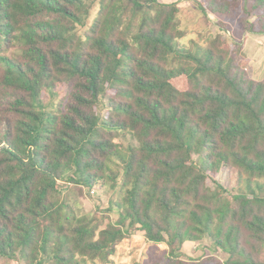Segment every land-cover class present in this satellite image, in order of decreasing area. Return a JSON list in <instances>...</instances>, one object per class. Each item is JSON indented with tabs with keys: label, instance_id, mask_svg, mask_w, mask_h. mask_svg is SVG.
<instances>
[{
	"label": "trees",
	"instance_id": "obj_1",
	"mask_svg": "<svg viewBox=\"0 0 264 264\" xmlns=\"http://www.w3.org/2000/svg\"><path fill=\"white\" fill-rule=\"evenodd\" d=\"M194 1L264 34V0ZM179 11L0 0V258L115 264L142 231L166 245L156 264H204L187 241L223 251L219 264H264V80L246 70L244 38L181 44ZM224 167L236 169L235 190L216 177ZM101 187L115 197L79 214L69 192Z\"/></svg>",
	"mask_w": 264,
	"mask_h": 264
},
{
	"label": "rangeland",
	"instance_id": "obj_2",
	"mask_svg": "<svg viewBox=\"0 0 264 264\" xmlns=\"http://www.w3.org/2000/svg\"><path fill=\"white\" fill-rule=\"evenodd\" d=\"M165 3L177 2L179 6L178 21L184 33L181 38V44L188 45L191 39L203 41L205 38L220 34L226 43L230 44L232 39L244 38L243 59L248 74L256 80H264V34H247L242 31L238 18L228 19L221 14L208 13L204 15L201 5L194 0H161ZM98 6L92 9V18L96 15ZM133 16L138 23L142 14H127L126 22ZM253 19V18H252ZM225 23V24H224ZM174 84L183 89L186 87L184 76H178L173 79ZM55 93L46 90L43 94L44 101L49 103L56 100L63 93V89L56 88ZM59 96L56 98L57 93ZM105 98H103V101ZM220 183L229 190H235L238 187V175L235 168L224 167L217 176ZM210 184L211 181H209ZM68 184L61 182L63 192L66 191ZM102 188V189H101ZM100 189L74 190L69 192L70 201L79 214L91 215L97 208H104L108 205L110 198L115 197L114 191L105 187ZM114 211L113 216L117 217ZM204 244V243H203ZM202 243L189 241L185 245V253L188 258L200 259L204 264H219L226 258L223 251L215 252L205 248ZM166 253L165 244H154L149 242L144 232L137 231L129 238L125 239L113 256L115 264H132L141 262L142 264H156ZM0 264H21L20 260H10L0 258Z\"/></svg>",
	"mask_w": 264,
	"mask_h": 264
},
{
	"label": "crops",
	"instance_id": "obj_3",
	"mask_svg": "<svg viewBox=\"0 0 264 264\" xmlns=\"http://www.w3.org/2000/svg\"><path fill=\"white\" fill-rule=\"evenodd\" d=\"M189 241H187L186 243H188ZM186 245V244H185Z\"/></svg>",
	"mask_w": 264,
	"mask_h": 264
}]
</instances>
